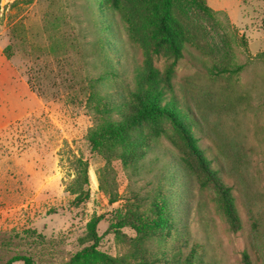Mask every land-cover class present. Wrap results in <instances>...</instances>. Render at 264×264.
<instances>
[{
	"label": "rangeland",
	"instance_id": "374dc122",
	"mask_svg": "<svg viewBox=\"0 0 264 264\" xmlns=\"http://www.w3.org/2000/svg\"><path fill=\"white\" fill-rule=\"evenodd\" d=\"M85 2L0 0V264L15 256L33 264L67 263L91 245L86 224L93 217L102 218L97 248L112 257L128 254L123 238L137 235L131 227L115 233V226L131 191L151 176L114 162L119 198L109 204L96 174L105 161L86 139L94 119L75 83L90 69L85 57L91 38L81 32ZM205 2L214 10L227 8L235 24L225 13L211 16L190 0H176L175 15L193 40L183 57L154 50L148 32L142 37L156 70L173 71L174 97L231 189L240 229H231L216 192L200 189L173 167L177 177L167 188L173 228L166 239H151L149 249L156 264H243L244 253L251 264H264V0H241L239 9L237 0ZM115 22L128 61L140 64L141 44L129 41L118 16ZM202 63L242 69L213 77ZM77 159L88 164L90 191L80 205L70 191Z\"/></svg>",
	"mask_w": 264,
	"mask_h": 264
},
{
	"label": "trees",
	"instance_id": "16d2710c",
	"mask_svg": "<svg viewBox=\"0 0 264 264\" xmlns=\"http://www.w3.org/2000/svg\"><path fill=\"white\" fill-rule=\"evenodd\" d=\"M176 0H86L82 13L85 18L81 32L90 36L85 57L89 72L75 83L84 99V107L94 119L88 129L90 150L99 155L105 164L97 171L99 190L108 203L117 202L119 195L114 174V162H119L134 175L148 176L144 186L131 191L126 214L115 226L131 227L136 237L126 238L128 254L112 257L98 250L100 236L96 232L101 216L86 224V239L91 245L74 254L65 264H156L149 249L151 239H166L173 228L168 189L176 167L178 174L195 180L200 189L216 192L219 202L233 231L240 229L231 189L218 177L193 134L192 120L187 109L174 97L171 69L160 74L154 67L142 33H150L154 50H170L183 57L184 46L191 40L187 25L175 15ZM202 11L214 16L224 14L206 5L205 0H190ZM225 15H227L225 13ZM123 22L129 41L140 43L144 50L140 64L128 61L125 43L118 23ZM84 46V45H83ZM7 46L5 50H8ZM206 74L213 77L235 75L242 66H208ZM166 140L173 149L165 148ZM77 173L72 182L71 194L75 205L89 199L88 164L76 160ZM148 244V246H147ZM128 258V259H127ZM33 264L31 258L15 256L3 264ZM243 264H251L246 253Z\"/></svg>",
	"mask_w": 264,
	"mask_h": 264
},
{
	"label": "crops",
	"instance_id": "0c3cea01",
	"mask_svg": "<svg viewBox=\"0 0 264 264\" xmlns=\"http://www.w3.org/2000/svg\"><path fill=\"white\" fill-rule=\"evenodd\" d=\"M237 9H239L241 7V0H237ZM214 10V9H213ZM216 11H223L225 12L228 17L230 18V20L234 23L235 21H233V17H232V13L231 11H229L227 8L223 7V8H216ZM235 24V23H234Z\"/></svg>",
	"mask_w": 264,
	"mask_h": 264
}]
</instances>
